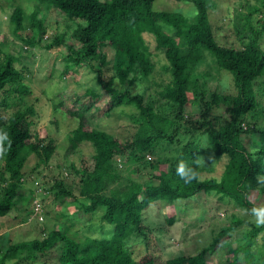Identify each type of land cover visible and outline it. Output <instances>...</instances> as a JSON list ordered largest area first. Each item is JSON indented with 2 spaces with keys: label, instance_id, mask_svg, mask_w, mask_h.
<instances>
[{
  "label": "trees",
  "instance_id": "16d2710c",
  "mask_svg": "<svg viewBox=\"0 0 264 264\" xmlns=\"http://www.w3.org/2000/svg\"><path fill=\"white\" fill-rule=\"evenodd\" d=\"M154 1L30 0L54 8L69 21L76 22L70 34L75 45L59 34L43 48L64 46L65 73L85 67L96 74L109 98L104 115L109 116L117 108L132 107L136 110L131 116L136 131L132 139L122 141L103 130L86 128L87 106L68 110L66 114L75 117L78 124L68 137L66 156L77 153L82 143H89L90 162L87 165L82 161L78 165L65 158L69 172L60 170L59 179L45 190L56 201L69 199L77 203L78 209L66 219L63 231L43 227L34 238L16 242L0 233V264H154L155 258L149 252L153 229L145 224V210L151 205L187 202L199 194H215L230 198L237 208L250 214L251 209L264 207L254 205L249 199L257 195L264 201V130H256L246 120L248 114L257 111L254 87L258 79L264 78V0H239L231 20L239 48L220 45L215 39L209 13L217 9L216 0H187L196 10L191 20L179 13L155 12ZM13 7L10 21L20 37L28 17L21 6ZM29 18L35 35L19 39L34 48L42 44L44 19L37 18V12ZM144 35H150L155 42L154 50L164 55L166 63L161 70L170 77L158 92L163 103L157 107L155 100L146 98V86L136 90L138 84L148 83L155 72L153 53ZM108 51L112 53L110 60L106 57ZM205 52L218 70L231 75L235 95L213 92L209 100L205 99L198 75ZM17 61L10 54H5L0 61V130L6 131L11 140L10 148L5 142L8 151L0 158V218L16 208V200L25 197L24 167L29 156L37 159L34 173L49 164L55 150L43 138L32 141L29 120L35 115V107L29 100L33 95L27 79L29 71L25 66L16 68ZM105 70L110 72L109 77L104 78ZM84 94L92 99L100 96L90 90ZM188 94L192 95V102ZM194 101L198 102L194 113L201 109L202 112L200 118L192 120L186 108ZM221 105L226 108L229 119L217 126L218 118H210L209 112ZM60 107L62 103L58 101L54 108ZM196 133L205 136L204 147L203 139L191 138L181 143L183 138ZM255 135L258 137L253 141ZM249 140L256 145H250ZM166 146L176 147L175 155L146 161L149 171L144 174L145 181L124 179L112 169L116 159L144 160ZM202 153L213 158L214 166H220L219 177L200 178ZM181 162L186 170L196 172L198 178L185 183L177 175ZM213 167L207 170L211 172ZM69 176L75 181L70 183L72 187L67 183ZM26 200L32 203L27 220L36 219L35 199ZM99 211L100 221L111 227L109 233L95 237L78 230L71 232L80 222V212L93 218ZM166 223L172 225L173 217ZM240 224L242 220L234 218L229 226L213 235L208 246L195 254L169 259L165 264H212L208 258L230 244L231 232ZM249 226L232 249V260L225 264H264V246L257 248L255 242L264 232V225L250 223ZM139 245L146 248L135 258Z\"/></svg>",
  "mask_w": 264,
  "mask_h": 264
},
{
  "label": "rangeland",
  "instance_id": "374dc122",
  "mask_svg": "<svg viewBox=\"0 0 264 264\" xmlns=\"http://www.w3.org/2000/svg\"><path fill=\"white\" fill-rule=\"evenodd\" d=\"M238 2L239 0H216L217 9L209 13L215 39L220 45L240 47L231 26L233 15L237 12ZM14 5L21 6L28 17L24 22V29L20 32V37L13 31V24L10 21ZM153 10L155 12L179 13L190 20L196 12L194 5L187 0H155ZM34 12H37V18L44 19L45 33L42 36V44L30 48L19 38L35 35L30 25L32 20L29 18ZM75 24V21H69L56 9L47 8L43 4L30 2V0H0V61L5 54H10L18 58L15 63L16 68L27 67L29 71L27 79L33 93L29 100L35 107V115L29 120L32 141L43 138L45 143H51L55 148L49 164L34 173H32V169L37 163V159L34 155L29 156L24 167L25 180L22 189L25 197L22 200H16V208L9 215L0 218V225L3 227L0 233L7 235V238L13 242L32 239L43 227L63 231L64 223L67 225L66 219L72 216V211L78 209L77 203H72L69 199L61 200V202L56 201L53 195L45 190L59 179L60 170L65 174L69 172L68 161H65V158L75 161L78 165L82 161H85L87 165L90 162L92 148L89 143H82L77 153L69 155V157L66 156L69 145L68 137L78 124L75 117L66 114L68 110L76 111L80 110L81 106H87L89 109L84 113L86 128L94 131L103 130L122 141L132 139L136 131L131 120V116L136 113L134 108L121 107L112 111L109 116L104 115L103 111L109 98L103 92L96 74L85 67L70 69L65 73L66 64L63 58L66 50L64 46L51 50L43 48L44 44H48L53 37L59 34L64 35L66 41L75 45V42L70 39L71 30ZM144 37L153 53L155 72L148 83L138 84L136 90L141 91L146 86V98L155 100L154 106L157 107L163 103V101H159L158 92L169 82L170 77L161 70L162 65L166 63L164 55L154 50L155 42L150 35H144ZM262 47L264 49V43ZM106 55L107 60H110L112 53L108 51ZM204 55L205 60L198 67V75L201 77L200 88L205 91V99L209 100L210 94L213 92L222 95H235L231 75L218 70L209 53L205 52ZM104 76V78L109 77L110 72L105 70ZM254 88L258 100L257 111L255 114H248L246 120L256 130L263 131L264 78L258 79ZM87 90L98 93L100 96L92 99L84 94ZM188 99L190 102L193 101L191 94H188ZM58 101L62 103V107L55 110L54 105ZM197 105L198 102L194 101L193 105L186 108L187 113L191 114L192 120L200 118L202 109L200 112L194 113ZM191 108H193V112ZM209 114L210 118H218L217 126L224 124L229 119V114L222 105L212 109ZM204 137V135L196 133L191 137L183 138L181 143L184 144L191 138L203 139L202 146L204 147ZM257 137L253 136V141L257 140ZM249 144L256 145L252 140H249ZM175 148L166 146L140 161H124L119 158L114 161L112 169L124 179L145 181L144 174L149 171L146 168V161L157 156L160 158L173 157L177 151ZM200 158L199 165L202 168L200 178L219 177L221 168L214 166L213 158L205 156L204 153ZM209 167H213L211 172L207 170ZM74 182L73 178L69 176L68 185L72 187L70 183L74 184ZM29 197L35 199L41 208L40 214L32 220H27L30 216L28 214L32 211V203L28 204L26 200ZM249 199L254 205H264V201L259 200L257 195H252ZM81 213H79L80 222L71 232L78 230L80 233L84 232L95 237H101L110 232L111 227L100 221V211L93 218ZM171 216L174 223L168 225L166 220ZM145 217L146 226L153 229L149 236V252L155 258L154 264H165L167 260L174 257L197 253L210 244L213 235L222 227L229 226L232 220L237 218L242 220V224L231 232L230 244L222 246L208 258L212 264H225L232 260V249L238 245L242 233L250 228L249 224L253 223V225L259 226L255 217L249 212L237 208L233 200L215 194H199L187 202L175 204L155 203L145 210ZM255 242L257 248L264 246V232L259 234ZM145 248L144 245L136 247L134 257L137 258L143 254Z\"/></svg>",
  "mask_w": 264,
  "mask_h": 264
},
{
  "label": "clouds",
  "instance_id": "9594fccd",
  "mask_svg": "<svg viewBox=\"0 0 264 264\" xmlns=\"http://www.w3.org/2000/svg\"><path fill=\"white\" fill-rule=\"evenodd\" d=\"M5 142L8 143V148L11 147V140L9 139L8 133L4 130H0V158H2L8 151L5 148ZM177 175L185 181V183L191 182L193 179L198 178L196 172H191V170H186L184 162H181L177 168ZM251 215L255 217L257 225H264V207L251 209Z\"/></svg>",
  "mask_w": 264,
  "mask_h": 264
},
{
  "label": "built area",
  "instance_id": "2783aa9c",
  "mask_svg": "<svg viewBox=\"0 0 264 264\" xmlns=\"http://www.w3.org/2000/svg\"><path fill=\"white\" fill-rule=\"evenodd\" d=\"M41 212L40 204H38L36 201H34V215H39ZM41 219V218H39Z\"/></svg>",
  "mask_w": 264,
  "mask_h": 264
}]
</instances>
